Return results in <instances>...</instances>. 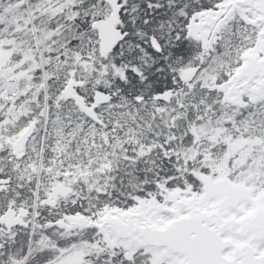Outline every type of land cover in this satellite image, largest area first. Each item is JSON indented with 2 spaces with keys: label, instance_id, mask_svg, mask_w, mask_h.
Returning a JSON list of instances; mask_svg holds the SVG:
<instances>
[{
  "label": "snow or ice",
  "instance_id": "6c2138e0",
  "mask_svg": "<svg viewBox=\"0 0 264 264\" xmlns=\"http://www.w3.org/2000/svg\"><path fill=\"white\" fill-rule=\"evenodd\" d=\"M0 264H264V0H0Z\"/></svg>",
  "mask_w": 264,
  "mask_h": 264
}]
</instances>
